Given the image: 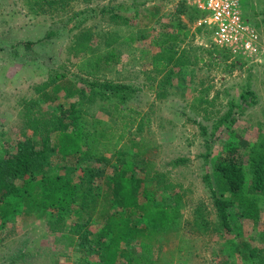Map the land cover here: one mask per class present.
Returning <instances> with one entry per match:
<instances>
[{
	"label": "rangeland",
	"instance_id": "1",
	"mask_svg": "<svg viewBox=\"0 0 264 264\" xmlns=\"http://www.w3.org/2000/svg\"><path fill=\"white\" fill-rule=\"evenodd\" d=\"M240 1L257 29L261 47L254 56L228 50L225 59L215 49L212 30L199 22L202 17L188 0H66L65 4L0 0V156L14 151L23 132L32 133L26 125L29 116L55 119L59 105L69 108L72 103H80L77 113L88 127L108 130L116 139L123 121L113 115L110 99L96 94L84 100L91 91L86 81L124 82L135 88L124 112L134 121L118 147L152 162V174L161 180L145 181L142 186L155 192L157 201L177 205L180 216L153 240L149 254L143 246L148 239L123 243L128 253L119 255V264H135L132 256L150 264H264V194H252L260 207L257 221L229 202L227 230L218 225L204 180L209 174L215 185L213 164L233 146L242 150L239 137L247 142L258 138L259 125L264 123V0ZM181 4L183 13L178 10ZM112 34L118 39L109 42L107 49L114 50L115 62L96 76L80 71L77 64L83 58L107 51ZM169 34L177 37L170 41L175 56L182 55L187 63L155 68L153 59L161 55V47L154 41ZM79 41L86 46L75 56ZM247 87L254 91L257 103L244 110L234 107L232 127L228 119L213 132L214 122L228 111L230 101L241 102L239 96ZM43 91L53 100L43 101L39 96ZM47 129L53 141L55 127L49 124ZM108 156L111 164L87 160V165L75 164L67 176L77 185L90 171L82 168H91L88 177L103 187L117 166ZM178 158L177 165L171 163ZM60 165L57 156L50 155L46 167ZM135 175L141 173L135 170ZM17 203L14 220L0 224V264H85L83 258L92 263L102 257V251L81 257L67 235L50 232L43 218L26 216ZM195 218L206 219L208 228H197ZM74 219L68 218L67 223ZM139 222L145 224V219ZM101 224L93 218L92 231Z\"/></svg>",
	"mask_w": 264,
	"mask_h": 264
},
{
	"label": "trees",
	"instance_id": "2",
	"mask_svg": "<svg viewBox=\"0 0 264 264\" xmlns=\"http://www.w3.org/2000/svg\"><path fill=\"white\" fill-rule=\"evenodd\" d=\"M34 1L39 2L40 0ZM44 1L51 4L57 0ZM60 1L65 4L66 0ZM191 7L199 17L205 15L194 6ZM178 10L183 13L182 4ZM192 18L191 15L190 19ZM188 33L189 30L185 24V35ZM176 38L169 34L154 41L161 47V55L153 59L155 68H165L169 63L177 65L187 63L182 55L175 56L176 50L170 41ZM117 39L118 35L112 34L111 40L106 42V49L108 44L114 43ZM78 45L75 56H80L84 51L83 47L86 46L80 44V41ZM215 49L221 51L225 59L229 57L228 50L219 46ZM114 62V50L107 49L102 54L83 58L77 67L88 75L96 76L105 66ZM171 74H167L165 79H170ZM59 76L62 75L59 74ZM86 85L91 91L89 96L84 98L85 101L92 100L96 94L111 100L115 110L113 115L120 117L123 121L120 128L121 133L113 139L108 130L88 127L82 121L84 120L83 115L77 113L76 105L80 103H72L69 108L59 105L56 111L58 114L53 115L55 119L29 116L26 125L32 128V133L23 132V136L15 143L14 151L6 156H0V224L4 225L5 221L14 220V215L19 209L18 201L23 206L26 216L43 218L50 232H62L67 235L69 242L73 244V249L81 253V257L82 254L88 256L91 253L102 251V257L92 263L83 258L85 264H119V255L128 253L123 243L131 238L148 239L143 246L149 254L153 247V240L177 222L180 211L177 205L157 201L155 192L142 186L141 183L145 181L161 180L156 174H152V162L137 152L127 154L123 148L118 147L120 137L134 121L124 112L129 109L125 104L135 88L129 83L99 82L96 79L87 80ZM39 96L43 101L53 100L52 95L46 91ZM239 97L241 102L230 101L228 111L214 122L213 132L228 119L230 122L227 125L229 128L232 127L234 120L231 115L234 107L244 110L257 103L254 91L248 87ZM49 124L55 127L53 141L47 129ZM259 130L260 135L252 142L239 137L238 143L242 150L233 146L213 164L216 173L215 185L211 183L209 174L204 176L220 228L229 230L231 227L229 202L236 203L241 208L243 216L254 221L259 218L260 207L252 198V194H264V123L259 125ZM37 135L39 138H36ZM109 153L114 157L117 166L114 172L105 179L103 187L98 186V183H93L88 177L93 172L91 168L85 170L82 166L83 171H90L85 178H80L81 181L77 185L67 176V173L73 171L75 164L77 166L87 165V160H94L102 165L111 164ZM52 154L57 156L58 164L61 163L60 166L46 167ZM180 161L178 158L172 160L171 163L177 165ZM60 168L64 170V173L60 172ZM135 170H138L141 175L136 176ZM95 171L100 172L101 169L97 168ZM84 183H87L86 186ZM114 206L117 209L112 211ZM72 216L76 219L68 224L67 220ZM93 218L102 221L100 229L96 232L91 229ZM141 218L145 219V224L139 222ZM194 224L207 229L209 223L206 219L197 220L195 218ZM1 231L2 229L0 230V241L3 237ZM92 234L95 236L94 240L90 238ZM262 237H264V231H262ZM132 259L135 264L151 263L150 260L139 257L132 256Z\"/></svg>",
	"mask_w": 264,
	"mask_h": 264
},
{
	"label": "built area",
	"instance_id": "3",
	"mask_svg": "<svg viewBox=\"0 0 264 264\" xmlns=\"http://www.w3.org/2000/svg\"><path fill=\"white\" fill-rule=\"evenodd\" d=\"M188 3L205 13L199 22L212 30L215 45L233 53L258 55L259 35L245 16L240 0H188Z\"/></svg>",
	"mask_w": 264,
	"mask_h": 264
}]
</instances>
